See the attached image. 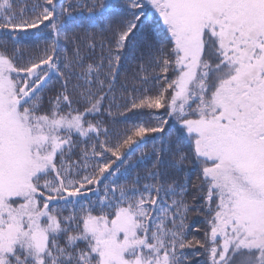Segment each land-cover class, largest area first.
Here are the masks:
<instances>
[{"label": "snow or ice", "instance_id": "6c2138e0", "mask_svg": "<svg viewBox=\"0 0 264 264\" xmlns=\"http://www.w3.org/2000/svg\"><path fill=\"white\" fill-rule=\"evenodd\" d=\"M77 32L92 51L111 32L107 54L86 62ZM0 36V264H264V0H0ZM136 151L152 168L120 183Z\"/></svg>", "mask_w": 264, "mask_h": 264}, {"label": "trees", "instance_id": "16d2710c", "mask_svg": "<svg viewBox=\"0 0 264 264\" xmlns=\"http://www.w3.org/2000/svg\"><path fill=\"white\" fill-rule=\"evenodd\" d=\"M85 3H90V0H84ZM83 12L84 15H87L86 9H77L76 12L73 14L76 15L77 12ZM115 26V22H114ZM44 35H47V32L44 33ZM76 37L79 40V44L81 47V52L83 55H86L88 57V60L86 62H91L93 60L99 61V58L101 56V48H100V41L103 40L105 43L104 48V55L107 54V41L112 39V33L106 32L103 36H101L99 33L95 34L93 39H95L97 46L94 51L89 50L86 47V44L88 42V37L85 36L82 32H77ZM7 38L4 36H0V40H6ZM37 43L39 46L37 47ZM46 45L43 43V41L35 42V41H28L23 45V53L25 57H36L40 54H42V50ZM7 47L9 51L12 49V44L9 41L7 44ZM144 39L143 37H140L137 39V41L134 42V46L130 48V50L127 52L125 58L121 61V69H120V75L119 79L116 83V101L117 104H123L124 100L121 99V85L129 84L131 83V76L134 74V72L137 69V65L140 63V56L141 53L144 51ZM75 52V44L69 43L63 39H61L58 43V56L62 59L65 56L72 57ZM56 93L55 91L49 92L45 95V103L44 107H49L48 101L53 100ZM73 107H80L79 105H73ZM82 110V109H81ZM113 112L116 113V109L113 108ZM128 116L131 118V120H135L136 117H134L131 113L128 114ZM131 120L128 123L124 122V117L120 116L118 113L115 114L113 117L108 118L107 120V126L112 130L114 133L123 134L127 128L130 127ZM113 121H115L113 123ZM115 142V140H113ZM80 147H83L81 144ZM151 149H152V143L148 142L144 148L143 151L147 154V156H151ZM75 159V157H73ZM126 164H131L132 168L129 171L127 177H120V183H126L130 182L137 174L140 176H144L148 170L152 168L153 160L150 158L141 159L140 158V151H136L130 160L125 161ZM192 165L189 164L185 167V172H189L192 169ZM175 178L181 182L184 180V173H174L173 174ZM191 179L193 183H198L196 180L195 174H192ZM195 194V189L192 188L187 194V200L190 204L194 203L193 201V195ZM199 201H195V203H198ZM188 224H189V238H192L195 236L198 239L203 238L204 234V217L203 215H196L195 213H191L188 217ZM191 257V264H204L205 256L204 255H191L193 252H202L201 249H186L185 250Z\"/></svg>", "mask_w": 264, "mask_h": 264}]
</instances>
